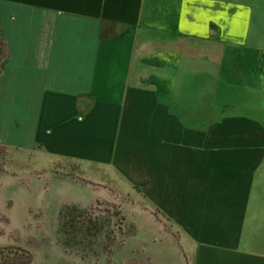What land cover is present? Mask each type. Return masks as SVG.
<instances>
[{
	"label": "crops",
	"instance_id": "0c3cea01",
	"mask_svg": "<svg viewBox=\"0 0 264 264\" xmlns=\"http://www.w3.org/2000/svg\"><path fill=\"white\" fill-rule=\"evenodd\" d=\"M247 1L0 0V144L165 199L177 233L130 264H264V0Z\"/></svg>",
	"mask_w": 264,
	"mask_h": 264
},
{
	"label": "rangeland",
	"instance_id": "374dc122",
	"mask_svg": "<svg viewBox=\"0 0 264 264\" xmlns=\"http://www.w3.org/2000/svg\"><path fill=\"white\" fill-rule=\"evenodd\" d=\"M90 168L39 149L0 144V246L24 247L34 264H130L131 248L135 256H145L152 251L153 235L161 239L169 231L177 233L171 217L155 206L165 199L148 198L119 166ZM71 206L85 211L89 221L107 225L105 234L85 239V258L80 246L64 244L62 219ZM154 217L162 225L158 233ZM157 246L165 253L163 242Z\"/></svg>",
	"mask_w": 264,
	"mask_h": 264
},
{
	"label": "trees",
	"instance_id": "16d2710c",
	"mask_svg": "<svg viewBox=\"0 0 264 264\" xmlns=\"http://www.w3.org/2000/svg\"><path fill=\"white\" fill-rule=\"evenodd\" d=\"M9 56L7 42L0 34V74L2 72L3 61ZM62 232L65 237L64 244L68 249L78 245L81 247L82 257L87 256L88 247L84 245V241L89 236H100L106 233L107 225L104 221L91 222L87 218L85 211L71 206L66 209L64 219H62ZM104 220V219H103ZM135 233V229L131 234ZM75 235L78 239L72 240ZM89 245L91 241H86ZM85 242V243H86ZM89 250V249H88ZM0 264H34V255L24 247L0 246Z\"/></svg>",
	"mask_w": 264,
	"mask_h": 264
}]
</instances>
